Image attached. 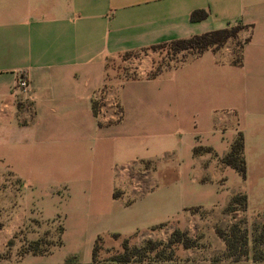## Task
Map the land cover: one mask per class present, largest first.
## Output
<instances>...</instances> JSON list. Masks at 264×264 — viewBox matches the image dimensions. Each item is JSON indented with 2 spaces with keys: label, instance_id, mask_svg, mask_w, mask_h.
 I'll list each match as a JSON object with an SVG mask.
<instances>
[{
  "label": "crops",
  "instance_id": "1",
  "mask_svg": "<svg viewBox=\"0 0 264 264\" xmlns=\"http://www.w3.org/2000/svg\"><path fill=\"white\" fill-rule=\"evenodd\" d=\"M195 10L206 18L190 22ZM237 23L250 27L240 65L225 45L154 78L148 57L141 77L109 73L123 54ZM238 134L244 180L217 162ZM195 147L216 157L193 156ZM0 168L24 190L47 192L27 219L60 222L71 264H91L97 238H139L157 225L149 197L159 175L177 181L182 210L240 194V216L264 214V0H0ZM59 248L25 260L65 264L52 258Z\"/></svg>",
  "mask_w": 264,
  "mask_h": 264
},
{
  "label": "rangeland",
  "instance_id": "2",
  "mask_svg": "<svg viewBox=\"0 0 264 264\" xmlns=\"http://www.w3.org/2000/svg\"><path fill=\"white\" fill-rule=\"evenodd\" d=\"M245 32L246 30H241L235 33V37L231 38L225 45L234 48L243 42ZM144 57L149 58L151 67L149 73L168 60L176 61L179 59V55L167 56L166 48L148 49L123 56L120 61L111 63L109 73L116 77L121 75L125 78L141 77L139 66ZM172 177L173 175H159L156 180L157 186L149 197L153 201L150 221L152 225H157L139 238L137 236L130 238L110 236L101 239L98 243L99 251L96 259L91 264H121L112 261L111 258L121 254L123 244H126L128 248H142L147 241L165 244L174 230L187 232L189 237L195 240L196 247L188 250H184L181 246L174 247V256L171 260H156L152 254H149L144 261L132 260L126 264H264V259L258 262L246 260L235 263L222 258L224 243L215 233L218 228L226 232L231 225L240 223L242 227L247 229L250 244L253 246L255 238L264 232V214L244 217L240 216V211L229 212L227 205L221 207V204L209 208H199L198 211L182 210V205L177 196V181L171 180ZM210 178L211 175H207L202 182H209ZM224 182L225 180L221 179L217 185H222ZM228 183L231 185L233 183L230 178H228ZM45 193L47 192L24 190L13 175L0 168V223L8 226L0 233V256L6 255L8 259L0 261V264H29V259L28 261L25 260L26 255L21 256L23 248L29 242L40 238H46L51 243L59 240L60 222H43L36 217L27 219L31 215H39L40 206L45 204ZM116 195H118L117 192ZM165 200H168L169 204L162 206ZM20 220L23 221V224L17 231L8 235L11 229L15 227L16 222ZM9 223H12L13 226ZM63 242L64 246L56 250L52 258H61V263L62 261L70 262L73 260L70 257L73 242L67 238H64ZM255 244L257 252H264V240L255 242ZM90 251V247L88 250L83 248L77 254L80 263H83L85 258L90 256Z\"/></svg>",
  "mask_w": 264,
  "mask_h": 264
},
{
  "label": "trees",
  "instance_id": "3",
  "mask_svg": "<svg viewBox=\"0 0 264 264\" xmlns=\"http://www.w3.org/2000/svg\"><path fill=\"white\" fill-rule=\"evenodd\" d=\"M207 16L205 11L195 10L191 12L189 16L190 22H198L205 19ZM249 26L242 25L237 23L232 26H227L226 28L220 30H214L200 35H194L185 39L171 40L169 42L160 43L157 45L150 46L147 49L143 50H157L165 49L167 56L179 55V59L176 61L168 60V62L158 66L153 69L149 74V78L156 77L163 69L175 68L189 56H200L207 51L213 53L219 51L225 46V44L233 37L235 33L241 30H247ZM249 41V38H245L243 42L234 46V59L233 65L241 64V51L243 46ZM141 50V51H143ZM131 53L123 54V56H128ZM108 67V65H107ZM133 79V78H127ZM92 113L94 116L97 115L98 104L92 102ZM193 156H198L202 154H210L213 157L216 155L212 152L210 148L205 147H195L192 151ZM218 164L223 168H228L234 171L242 180L246 177V166L245 160L243 157V137L241 134H238L235 140L231 143L229 151L223 157L217 158ZM116 193H113V198H116ZM199 208H190L188 210L198 211ZM227 210L229 212L240 211L244 212L246 210V197L244 195H235L233 196L228 204ZM2 224L0 223V230ZM62 233V228L59 229V240L55 243L48 242L46 238H40L38 240L29 242L21 256L31 255V256H47L53 249L59 248L62 246L60 235ZM216 235L224 243V251L222 253V258L230 260L232 262H241L246 260H251L253 262H258L264 259V252H257L255 242H262L264 240V232H262L258 238H255L253 246L250 244V237L247 229L242 227L239 224H233L229 229L224 232L221 229L215 230ZM114 237H119L114 235ZM101 241L100 238H97L95 241L92 252H91V263L96 259L97 253L99 251L98 243ZM181 246L184 250L192 249L196 247V242L188 233L185 231L174 230L170 237L168 238L165 244L155 243L147 241L142 248H128L126 244L122 246V252L119 255L111 258L112 261L117 263L126 264L132 260L144 261L149 254H152L156 260H171L174 256V247ZM7 256H0V261L7 260ZM65 264H71L70 262H65Z\"/></svg>",
  "mask_w": 264,
  "mask_h": 264
},
{
  "label": "built area",
  "instance_id": "4",
  "mask_svg": "<svg viewBox=\"0 0 264 264\" xmlns=\"http://www.w3.org/2000/svg\"><path fill=\"white\" fill-rule=\"evenodd\" d=\"M16 88L17 89H20L22 92H26L27 89H28V83H27V80L20 76L18 79H17V82H16Z\"/></svg>",
  "mask_w": 264,
  "mask_h": 264
}]
</instances>
